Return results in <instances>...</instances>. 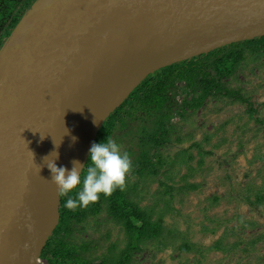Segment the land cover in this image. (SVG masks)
<instances>
[{"label": "water", "instance_id": "95a60500", "mask_svg": "<svg viewBox=\"0 0 264 264\" xmlns=\"http://www.w3.org/2000/svg\"><path fill=\"white\" fill-rule=\"evenodd\" d=\"M262 36L264 0H38L0 54V264H40L59 223L53 151L86 164L147 76Z\"/></svg>", "mask_w": 264, "mask_h": 264}, {"label": "rangeland", "instance_id": "374dc122", "mask_svg": "<svg viewBox=\"0 0 264 264\" xmlns=\"http://www.w3.org/2000/svg\"><path fill=\"white\" fill-rule=\"evenodd\" d=\"M3 9L2 17L10 18ZM244 66L220 82L247 102L207 97L194 112L185 109L183 119L173 116L168 142L159 148L160 160L154 159L159 173L142 176L134 167L126 176V198L144 221H158L162 234L131 243L106 209L89 213L66 237L80 264H111L130 243L134 250L126 264H264V55L247 58ZM184 86H174L178 105L187 96ZM131 126L138 128L129 124L116 142L135 156L138 148L128 140L136 134L125 136Z\"/></svg>", "mask_w": 264, "mask_h": 264}, {"label": "trees", "instance_id": "16d2710c", "mask_svg": "<svg viewBox=\"0 0 264 264\" xmlns=\"http://www.w3.org/2000/svg\"><path fill=\"white\" fill-rule=\"evenodd\" d=\"M10 1L0 0V54L25 15L38 0H19L17 3ZM3 6L11 12L10 18L2 17ZM260 55H264V36L227 45L208 54L158 70L147 76L107 117L95 142L98 143L107 138L116 141L124 128L134 122L137 123L138 128L131 126L133 129L131 128V131L125 135L128 137L133 133L136 134L128 140L130 146L133 144L138 148L135 156L130 150L127 151L130 155L132 168L139 167L135 173L142 176H146V173L156 176L159 173L156 168H160V166L157 163L159 161L154 162V159L160 160L159 148H163L168 142L167 135L171 129V118L176 115L183 119L186 114L185 109L194 112L207 97H232L240 103L247 102L242 98L239 90L229 89L220 81L230 79L237 70L243 69L247 58H252L254 62L259 59ZM176 83L185 85L181 89V93L187 96L181 105L175 102L174 86ZM188 97L190 98L187 101ZM259 122L264 125V119ZM153 150L154 153H152ZM88 160L89 156L87 162ZM127 193L124 189H117L111 196L101 195L97 202L90 203L86 207H78L75 211L65 207L68 196L60 195L59 223L45 248L41 251L40 258L47 260L51 256L48 259V264H80L74 257V249L72 250L67 245L69 242L66 237L72 233L75 225L89 213L97 215L104 209L111 220L119 222L123 226L131 243L160 236L163 232L161 224L158 221L155 223L144 221L139 208L126 198ZM69 195L74 196L75 193ZM261 200V197L257 198L258 202ZM60 234H65V236L58 239ZM131 243L120 259L112 261L113 264L128 263L131 258V249L134 250ZM186 248L188 249L187 246L183 247V249ZM69 260L74 262L71 263ZM82 264L90 263L85 261ZM98 264H110V262L104 259Z\"/></svg>", "mask_w": 264, "mask_h": 264}, {"label": "clouds", "instance_id": "9594fccd", "mask_svg": "<svg viewBox=\"0 0 264 264\" xmlns=\"http://www.w3.org/2000/svg\"><path fill=\"white\" fill-rule=\"evenodd\" d=\"M93 123L95 124L96 120ZM76 139L72 137L73 143ZM56 147L58 148L59 144H56ZM52 153H55V159L46 165L52 182L57 186L58 194L68 196L65 207L71 211L97 202L101 195L108 197L117 189L123 190L126 176L132 168L129 153L122 144L112 138L92 143L88 162L82 164L79 160H72L71 168L58 167L56 161L59 159V153ZM70 193L75 195H69Z\"/></svg>", "mask_w": 264, "mask_h": 264}]
</instances>
